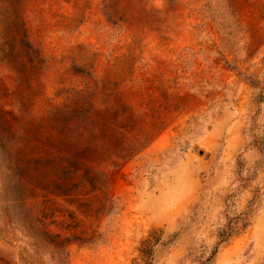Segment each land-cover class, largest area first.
I'll list each match as a JSON object with an SVG mask.
<instances>
[{"label": "rangeland", "instance_id": "rangeland-1", "mask_svg": "<svg viewBox=\"0 0 264 264\" xmlns=\"http://www.w3.org/2000/svg\"><path fill=\"white\" fill-rule=\"evenodd\" d=\"M0 264H264V0H0Z\"/></svg>", "mask_w": 264, "mask_h": 264}, {"label": "trees", "instance_id": "trees-1", "mask_svg": "<svg viewBox=\"0 0 264 264\" xmlns=\"http://www.w3.org/2000/svg\"><path fill=\"white\" fill-rule=\"evenodd\" d=\"M251 84L255 87L257 84H258V82L257 81H253V80H251ZM262 95L260 94L259 95V97H261Z\"/></svg>", "mask_w": 264, "mask_h": 264}]
</instances>
